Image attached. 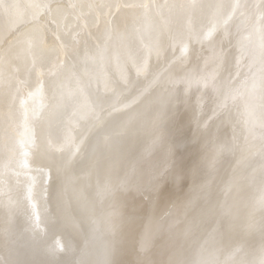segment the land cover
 Masks as SVG:
<instances>
[{
    "label": "bare ground",
    "instance_id": "6f19581e",
    "mask_svg": "<svg viewBox=\"0 0 264 264\" xmlns=\"http://www.w3.org/2000/svg\"><path fill=\"white\" fill-rule=\"evenodd\" d=\"M0 264H264V0H0Z\"/></svg>",
    "mask_w": 264,
    "mask_h": 264
}]
</instances>
